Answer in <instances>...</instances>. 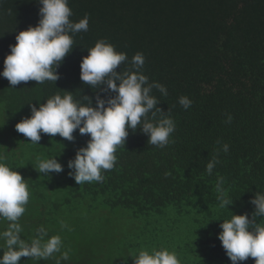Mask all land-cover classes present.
Instances as JSON below:
<instances>
[{"label": "trees", "instance_id": "obj_1", "mask_svg": "<svg viewBox=\"0 0 264 264\" xmlns=\"http://www.w3.org/2000/svg\"><path fill=\"white\" fill-rule=\"evenodd\" d=\"M40 7L38 0H0V72L16 35L38 24ZM69 7L73 21L89 16V29L75 35L56 84L28 81L10 88L0 76V153L30 187L18 221L21 236L31 240L43 226L63 240L61 252L49 259L22 257L20 264H133L129 256L142 248L170 244L181 264H232L218 239L220 224L233 213L251 217L255 208L249 201L264 190V0H69ZM100 39L127 53L128 62L117 70L143 53V73L168 90L167 97L153 90L162 100L158 106L170 109L177 127L174 142L162 149L149 145L139 129L129 130L103 181L78 185L67 162L89 135L77 129L75 141H67L42 133L39 144H32L15 126L31 116L29 103L39 107L63 90L95 96L81 81L80 65ZM181 96L193 101L189 109L178 103ZM217 140L229 151H221L209 176L205 169L221 147ZM55 156L64 172L49 179L35 170L39 159ZM218 176L234 200L229 208L219 207ZM8 228L0 219V232ZM176 231L200 238L195 244L166 243ZM4 250L0 239V255ZM239 264H255V259Z\"/></svg>", "mask_w": 264, "mask_h": 264}, {"label": "clouds", "instance_id": "obj_2", "mask_svg": "<svg viewBox=\"0 0 264 264\" xmlns=\"http://www.w3.org/2000/svg\"><path fill=\"white\" fill-rule=\"evenodd\" d=\"M40 19L36 26H29L20 31L10 45V54L4 60V70L0 76L6 78L12 87L21 82L45 81L60 79L58 68L75 47L74 37L89 29V16L85 15L78 22L70 19L73 11L69 0H38ZM88 55L81 61V81L90 86L95 96L84 95L79 91L63 90V95L56 93L40 103L39 107L30 104L31 116L23 118L16 124V130L30 143L39 144L42 133L55 137L57 134L67 141H75L74 132L89 135L85 147L77 149L75 157L67 162L68 175L78 185L102 182L103 173L112 170L117 162V149L125 146L129 130L139 129L148 136V144L164 148L174 142L171 137L176 131V122L170 114L158 105L162 97H167V87L157 81H149L142 69L145 65L143 53H136L130 67L117 70L128 62L125 52H118L115 45L107 39L98 40L88 48ZM178 103L185 110L193 101L181 96ZM233 117L228 115L227 123ZM215 150L212 159L206 165L209 176L220 163L221 151L228 153L229 145L221 144ZM7 157L0 153V219L9 222L8 230L0 232V239L5 241L6 251L0 255V264H20L22 257L36 260H47L55 253L61 252L63 240L60 235L49 236L43 226L36 229L31 240L22 238L23 231L18 223L26 211L30 199L28 179L8 165ZM36 171L46 178L52 174L65 171V165L58 156L39 159ZM224 177L218 176L215 185L220 208H229L234 200L224 187ZM255 208L251 214H234L222 221L218 239L222 242L227 257L232 264H239L249 257L255 264H264V190L257 192L249 201ZM61 227L68 225L61 221ZM3 250V249H2ZM129 257L133 264H181L178 254L167 248H142ZM68 253H62L67 260Z\"/></svg>", "mask_w": 264, "mask_h": 264}, {"label": "rangeland", "instance_id": "obj_3", "mask_svg": "<svg viewBox=\"0 0 264 264\" xmlns=\"http://www.w3.org/2000/svg\"><path fill=\"white\" fill-rule=\"evenodd\" d=\"M1 124H2V122H1ZM161 219H163V218L160 217V220ZM164 219H165V221L169 220L168 217H165ZM181 229L185 230L186 228L181 227ZM176 234H177V237L174 233H172L171 237H172L173 241L167 240L166 243H168V244H170V243L183 244V243L192 241L193 244H195L198 241V239L200 238L199 234L192 236L189 232L176 231ZM173 247H174L173 244H170V246L167 249H169L171 251V250H173ZM130 259H132V258L130 257ZM179 259L182 260L180 257H179ZM188 262L189 261L187 260V263H185V264H188Z\"/></svg>", "mask_w": 264, "mask_h": 264}]
</instances>
